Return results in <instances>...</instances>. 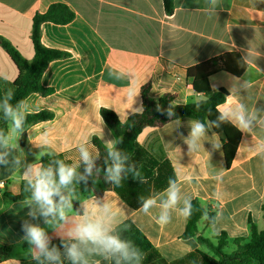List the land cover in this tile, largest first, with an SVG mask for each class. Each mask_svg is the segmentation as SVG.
<instances>
[{
	"label": "crops",
	"instance_id": "0c3cea01",
	"mask_svg": "<svg viewBox=\"0 0 264 264\" xmlns=\"http://www.w3.org/2000/svg\"><path fill=\"white\" fill-rule=\"evenodd\" d=\"M54 3L66 4L75 17L64 25L44 22L42 44L68 56L50 62L42 75V85L52 92L32 93L20 107L21 114L48 111L53 118L30 125L24 143L22 133L9 123L0 154V181H5L0 186V249H9V257L0 264H23L41 253L26 239L27 227L43 229L47 245L75 239L73 229L85 210L91 218L103 216L109 232L131 220L168 261L195 250L211 254L197 236L182 238L195 199L206 211L198 235L215 241L225 232L231 241L248 239L250 220L264 229V0H174L171 15L163 0H0V37L32 60L33 18ZM228 52L239 53L247 63L239 77L213 62ZM189 68L195 69L193 79L187 76ZM18 74L0 45V89L10 93ZM148 83L156 105L165 94L173 96L172 105L203 100L211 90L225 94L218 110L241 133L229 167L224 135L184 118L145 128L138 136L151 154L170 164L175 177L161 190L155 191L153 183L139 187L146 191L142 199L154 201L147 212L144 202L132 207L114 189H104L100 180L60 190L53 212L34 197H10L33 182L31 170L41 169L44 157L62 156L78 171L84 162L81 149L91 160L98 155L94 139L108 150L107 142H113L115 148L116 136L101 110L112 111L120 124H126L130 115L143 111L141 90ZM237 110L248 121L246 127L228 114ZM193 122L205 126L195 141L190 139ZM170 185L177 190L179 203L166 209ZM29 189L33 192V185ZM105 205L106 215L101 211ZM162 213L170 216L166 224L158 221ZM209 213L215 215L211 226L206 224Z\"/></svg>",
	"mask_w": 264,
	"mask_h": 264
},
{
	"label": "trees",
	"instance_id": "16d2710c",
	"mask_svg": "<svg viewBox=\"0 0 264 264\" xmlns=\"http://www.w3.org/2000/svg\"><path fill=\"white\" fill-rule=\"evenodd\" d=\"M163 5L167 14L174 13V0H163ZM74 17L75 13L64 3H54L46 12L37 13L33 18L31 36L35 55L30 61L24 58L10 42L0 37V45L10 55L19 70V74L13 82L12 91L6 93L0 89V154L4 149V140L8 134L11 121V117L5 115V106L10 105L15 110L14 113L19 114L18 118L22 122L21 129H15L22 133V143L25 142V130L30 125L53 118V114L48 111L21 114L20 107L25 98L32 93L48 95L52 92V89L42 85V75L50 62L68 56L64 51L47 48L42 44V24L52 22L64 25L70 23ZM213 62L223 71L235 77L241 76L247 67V63L236 52L221 54L215 57ZM187 76L193 79L195 69L189 68ZM150 93L151 85L148 83L141 90L143 111L130 115L124 125L120 124L112 111L101 110L103 121L116 136L117 143L114 150L118 151L121 159L124 160L125 171L121 173L119 184L111 180L108 175V169L114 163L113 158L109 156V150L104 148L97 139H94L93 141L98 148L96 158L91 160L90 165L81 162L78 171H74L75 175L71 183L60 186L59 191L82 181L91 184L100 180L104 184V189H114L130 206H138L144 202V198L141 197L146 194L144 188H139L144 185L143 183H153L155 191H157L175 180L170 164L161 162L151 154L138 142V136L145 128L160 127L184 118L194 119L209 125L215 133L224 135V157L226 165L228 167L231 165L241 139V133L218 110V106L226 99L222 91L211 90L203 100L180 105H172L173 96L170 94L160 97L156 105ZM158 105L159 110H157ZM169 112L172 114L169 115ZM61 167L73 169V163L62 156L44 157L42 159L41 170H47L54 175L57 183L59 181L58 170ZM32 185L33 182L26 183L20 195L9 196L19 200L34 197L33 192L29 189ZM97 195H102V192H97ZM262 211L264 218V204ZM205 214L206 211L198 199L190 203L187 225L182 238L197 236L198 241L206 245L211 254L202 250H195L180 258L168 261L134 222L125 220L109 233L128 242V259L119 254L113 255L102 252L91 244H81L77 239H56L47 245L46 252L58 258L48 259L41 252L34 259L24 261L23 264H264V229L259 230L257 225L250 220V237L248 239L235 238L233 240L235 248L231 253H226L225 248L228 246L229 239L225 232L216 236L215 241L198 235V224ZM214 223L215 215L209 213L206 224L211 226ZM73 246L79 248L82 253L81 258L75 262L68 254V250ZM7 257H9V249H0V261Z\"/></svg>",
	"mask_w": 264,
	"mask_h": 264
},
{
	"label": "clouds",
	"instance_id": "9594fccd",
	"mask_svg": "<svg viewBox=\"0 0 264 264\" xmlns=\"http://www.w3.org/2000/svg\"><path fill=\"white\" fill-rule=\"evenodd\" d=\"M159 110V105L157 106ZM14 109L10 105L5 106V115L13 119V124L16 129H21V119L14 116ZM172 113L169 112V115ZM229 115H232L242 127H246L248 121L246 120L243 112L237 110L235 112L229 111ZM205 132V126L199 122H193L192 130L190 133V139L195 141L197 138L203 136ZM109 148V156L113 158V166L108 169V175L111 180L119 184L121 179V173L125 171L124 160L121 159L120 153L114 150L113 142H107ZM191 147V145H190ZM81 158L86 164L91 163V157L87 150L81 149ZM126 159V158H125ZM90 170V168H89ZM33 176V196L34 199L45 208L47 212H53L57 209V204L54 201V196L59 194V187L66 186L71 183L74 178V169L61 167L58 170L59 181L57 183L54 175L47 172V170L32 169ZM64 200V197H61ZM179 203V196L177 190H174L171 185L167 190V200L164 202V208L170 209L175 207ZM154 206L152 199L144 200L142 208L147 212L151 207ZM102 213L107 214V206H103L101 209ZM187 213L188 209H184ZM160 223H168L170 216L166 213H162L158 217ZM75 239L81 244H91L95 248L105 253H111L113 255L119 254L125 259L129 258V244L126 241H122L117 236L111 235L106 227L104 217L91 218L88 215L87 210L84 212L83 219L76 224L73 229ZM28 235L26 239L31 244L36 245L48 259H55L51 253L46 252L47 240L43 229L37 226L27 227ZM70 258L75 262L82 256L81 251L76 246H73L68 250Z\"/></svg>",
	"mask_w": 264,
	"mask_h": 264
},
{
	"label": "rangeland",
	"instance_id": "374dc122",
	"mask_svg": "<svg viewBox=\"0 0 264 264\" xmlns=\"http://www.w3.org/2000/svg\"><path fill=\"white\" fill-rule=\"evenodd\" d=\"M15 116V115H14ZM13 119L10 122V127L13 129V125H12ZM235 248V244L233 243V241L229 240L228 241V246L225 248V252L226 253H231L233 251V249Z\"/></svg>",
	"mask_w": 264,
	"mask_h": 264
},
{
	"label": "built area",
	"instance_id": "2783aa9c",
	"mask_svg": "<svg viewBox=\"0 0 264 264\" xmlns=\"http://www.w3.org/2000/svg\"><path fill=\"white\" fill-rule=\"evenodd\" d=\"M5 185V181H0V186L3 187Z\"/></svg>",
	"mask_w": 264,
	"mask_h": 264
}]
</instances>
